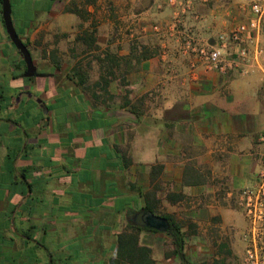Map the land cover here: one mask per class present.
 I'll return each mask as SVG.
<instances>
[{"label": "crops", "instance_id": "obj_1", "mask_svg": "<svg viewBox=\"0 0 264 264\" xmlns=\"http://www.w3.org/2000/svg\"><path fill=\"white\" fill-rule=\"evenodd\" d=\"M10 1L36 72L0 0V264H110L137 232L156 264H184L168 230L139 223L154 189L188 240L206 222L231 251L214 258L242 256L232 205L264 157L263 66L224 73L185 46L216 45L251 0ZM249 47L264 50V18Z\"/></svg>", "mask_w": 264, "mask_h": 264}, {"label": "built area", "instance_id": "obj_2", "mask_svg": "<svg viewBox=\"0 0 264 264\" xmlns=\"http://www.w3.org/2000/svg\"><path fill=\"white\" fill-rule=\"evenodd\" d=\"M250 7L253 16L238 24L229 34H220L216 45L191 35L187 38L185 51L194 52L207 68L224 73L235 66H241L246 73L254 71L258 65H262L264 70V50L259 48L252 51L249 47L254 32L262 30L264 0H251ZM230 46L234 49L235 59L227 58L221 52V49ZM260 141L264 143V132ZM234 197L236 206L243 211L247 220V229L242 234L245 248L238 264H264V157L252 182Z\"/></svg>", "mask_w": 264, "mask_h": 264}, {"label": "trees", "instance_id": "obj_3", "mask_svg": "<svg viewBox=\"0 0 264 264\" xmlns=\"http://www.w3.org/2000/svg\"><path fill=\"white\" fill-rule=\"evenodd\" d=\"M156 190H150L145 194L147 210H150L154 213H160L157 207L151 204V200H155ZM164 216L170 223L168 229V234L172 237L174 248L168 251L165 254L166 258L173 256H178L184 264H223L224 259L214 258L213 261L202 260L200 262H192L186 254V248L188 245V237L194 234H197L196 227L191 226V231L188 233L183 230L184 225L181 221H177L173 215L160 213ZM137 227V231H139ZM148 229H151L148 227ZM215 245L218 247L219 252H225L227 255H230L231 251L227 248V243L222 242L218 243L215 241ZM110 264H156V260L152 256V248L150 246H145L140 244V238L137 234H127L122 233L118 240V253L115 257L111 259Z\"/></svg>", "mask_w": 264, "mask_h": 264}, {"label": "rangeland", "instance_id": "obj_4", "mask_svg": "<svg viewBox=\"0 0 264 264\" xmlns=\"http://www.w3.org/2000/svg\"><path fill=\"white\" fill-rule=\"evenodd\" d=\"M232 207L234 208L232 210V214L237 220V227L239 229H244V227L246 226V220L244 218L243 211L236 206V203L233 204ZM215 233L216 231L214 227H210V225H208L206 222H201L199 227V235L194 236L193 238H190V240H188V248L192 249L193 251L196 249L197 251L196 256L193 257L194 260L201 261L207 259L210 260V262L212 261V259L214 258L213 252L218 249V247L215 245V241H217L215 238ZM166 246L168 248L170 246V243L166 242ZM244 248L245 246H239L236 250L238 252H241L242 250L244 251ZM227 258L228 259L225 264H238L241 256L231 255Z\"/></svg>", "mask_w": 264, "mask_h": 264}, {"label": "water", "instance_id": "obj_5", "mask_svg": "<svg viewBox=\"0 0 264 264\" xmlns=\"http://www.w3.org/2000/svg\"><path fill=\"white\" fill-rule=\"evenodd\" d=\"M2 1H3V18L7 31L10 35V38L16 45V47L21 51V53L24 56V59L27 64L26 74L28 76H31L35 74L36 67L33 63V59L28 47L20 38L13 24L11 1L10 0H2ZM139 223L142 225L150 226L158 230H168L170 227V223L165 217L158 216L150 210H144L143 212L140 213Z\"/></svg>", "mask_w": 264, "mask_h": 264}]
</instances>
